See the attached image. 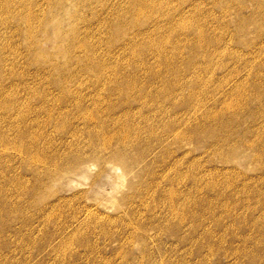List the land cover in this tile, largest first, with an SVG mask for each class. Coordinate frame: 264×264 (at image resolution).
I'll return each instance as SVG.
<instances>
[{
	"label": "rangeland",
	"instance_id": "rangeland-1",
	"mask_svg": "<svg viewBox=\"0 0 264 264\" xmlns=\"http://www.w3.org/2000/svg\"><path fill=\"white\" fill-rule=\"evenodd\" d=\"M86 206L96 264H264V0H0V264Z\"/></svg>",
	"mask_w": 264,
	"mask_h": 264
},
{
	"label": "bare ground",
	"instance_id": "bare-ground-1",
	"mask_svg": "<svg viewBox=\"0 0 264 264\" xmlns=\"http://www.w3.org/2000/svg\"><path fill=\"white\" fill-rule=\"evenodd\" d=\"M4 108L6 110H10V109L13 108V105H11V104L10 105H5L4 104ZM127 138H128L127 135L122 136V138H120V140L118 141V144L121 147H124L125 145H127L129 143L126 140ZM109 141H110V138L106 136L104 138V144H105V148L104 149H109L110 148V144L108 145ZM117 154L118 153H116L114 155V157L118 156ZM115 169H117V168H115ZM173 215L176 218H179L178 215L175 212H173ZM181 218L185 219V217H183V216ZM65 219H66V221L64 223H62L63 226H60L61 227L60 231L62 230V234H63V232H64V230L66 228L67 229H71V230H69V233L71 232L72 236L69 238L68 241H66V240L62 241L63 242V246L65 247L64 249L68 248L70 245L72 246L73 244L74 245L76 244L77 246L82 247L83 248L82 250H83L84 258L85 257L86 258L89 257L87 259H91L92 258L91 261L93 262V264H96L95 256L97 257L98 261L100 259H106L107 258L105 256V254H103L104 251H105L104 249H107V245H106V242H105L104 243V248H100V247L93 248V246L88 244L89 240H92L93 237L99 238L98 236L101 237V235L106 237V234H107L106 233V229H108V228H110L112 226H115L118 223H121L122 226L125 224V220L123 219V217L117 216L116 214H111V213H109V211H107V212L106 211H101V210L99 211L97 209L90 208L89 206H86L83 210H75L69 216L68 219L67 218H65ZM66 224H67V226H65ZM130 228L131 227H127L124 230V231H126L128 236H131V238L133 236H138V234L133 235L132 232L128 231V229H130ZM104 229H105V231H101V230H104ZM97 230H99L100 232H97ZM66 231L68 232V230H66ZM64 233H66V232H64ZM67 234H66V236H67ZM64 235L62 237H64ZM105 237H104V239H105ZM78 253H80V252H78ZM98 261H97V264H98ZM147 261L149 262V264H152L150 262H153V259H151L149 261L148 258H146V257H144V258L140 257L137 260L132 258V264H148ZM107 264H114V261L110 258V261H108Z\"/></svg>",
	"mask_w": 264,
	"mask_h": 264
}]
</instances>
